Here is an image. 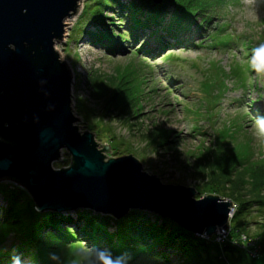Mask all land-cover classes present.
Returning a JSON list of instances; mask_svg holds the SVG:
<instances>
[{
    "label": "rangeland",
    "instance_id": "374dc122",
    "mask_svg": "<svg viewBox=\"0 0 264 264\" xmlns=\"http://www.w3.org/2000/svg\"><path fill=\"white\" fill-rule=\"evenodd\" d=\"M89 2L78 0V10L68 18L62 38L54 48L72 74L71 108L79 119L75 125L80 131L93 134L99 149L104 143L109 146L110 152H104L106 159L131 155L141 164L143 172L159 178L162 184L193 188L194 199L209 194L224 198L225 194L209 193L211 185H204L207 182L204 174L198 175L197 180L192 176V170L202 164L196 157L204 150L209 149L211 163L215 159L213 154L223 157L232 179L238 172L264 166V119H260L264 117V44H261L264 43V0L208 1L206 7L210 10L206 18L211 20L204 24L198 15L196 26L202 29L189 27L186 37L179 36L183 40L177 39L180 42L177 45L169 39L172 46L157 51L158 45L151 40L150 33L143 32L136 39L128 35V40L113 45L111 52L93 46L88 42L89 35L84 34V29L95 30L88 26L93 22L92 10L83 12ZM112 8L104 10L110 18L105 23L115 25L111 27L115 34L126 33L130 28L128 15L124 9ZM167 18L161 27L154 25L157 33L169 29ZM251 43L260 52L257 60L250 57L249 52L254 51L246 47ZM150 47L151 53L145 52ZM126 65L134 73L124 79L114 78L111 83L116 88H134L131 94L134 100L127 108L141 115L129 124L123 123V117L116 112H106L104 102L94 97L88 83L93 76L100 80L103 76L113 77L116 69ZM164 130H170L165 134L166 138L170 137V145L156 149L147 143L146 136L152 131L157 137ZM69 163V155L62 150L60 159L51 166L61 169ZM225 182L226 179L218 181L214 190L229 188ZM0 185L11 192H24L34 208L33 200L20 185L10 180L0 181ZM231 202L236 209L239 202L236 199ZM6 208V199L0 194V218ZM245 214L246 230L251 235L259 230L262 216L257 207L249 208ZM71 216L75 217L73 213ZM13 243H17V238L11 233L3 240V247L7 249ZM71 246L68 243L59 250L61 258L70 261ZM127 255L131 257L130 264H159L151 257L138 255L137 251H129ZM19 257L20 264H35L24 256ZM228 259V264H264V253L252 259L246 251H239L236 257Z\"/></svg>",
    "mask_w": 264,
    "mask_h": 264
},
{
    "label": "water",
    "instance_id": "95a60500",
    "mask_svg": "<svg viewBox=\"0 0 264 264\" xmlns=\"http://www.w3.org/2000/svg\"><path fill=\"white\" fill-rule=\"evenodd\" d=\"M78 6V0H0V181L25 189L38 213L81 209L119 220L139 211L195 236L225 229L231 200L194 199L193 188L162 184L131 155L106 159L109 146L99 149L93 134L75 125L72 74L54 44ZM62 150L69 166L53 169Z\"/></svg>",
    "mask_w": 264,
    "mask_h": 264
},
{
    "label": "trees",
    "instance_id": "16d2710c",
    "mask_svg": "<svg viewBox=\"0 0 264 264\" xmlns=\"http://www.w3.org/2000/svg\"><path fill=\"white\" fill-rule=\"evenodd\" d=\"M208 1L211 0H164L160 5H155L152 0H91L83 12L86 9L92 10L94 18L88 26L94 27L95 30L89 31L87 28L83 31L84 34L89 35L90 44L106 52H111L113 45L127 41L128 35L131 39H136V36L143 32L150 33L151 40L160 45V48L169 39H173L174 44L177 45L180 43L177 39L186 37L189 27L194 26L198 31L202 29L201 26H196L195 18L198 15H201L204 24L211 20L206 18L210 10L206 7ZM112 7L124 9L128 15L130 28L125 30L126 33L115 34L111 29L115 25L105 23V20L110 18L105 16L104 10L113 9ZM167 14H169L168 18ZM164 18L169 21V29H161V33H157L158 28L156 30L154 25L157 24L159 27ZM261 44H264L263 41ZM256 46L254 43L246 44L249 50L254 51L249 54L255 60L260 56ZM131 71V66L126 65L124 68L116 69L113 77L103 76L100 80L93 76L88 81L89 87L94 90V97L104 102L105 111L116 112L123 117L125 124H129L141 115L140 112L127 108L134 100L131 96L134 88H116L111 80L117 77L127 78L134 73ZM109 105L115 108H107ZM169 131H160L157 137L151 132L146 136L149 139L147 143L154 145L156 149L170 145L172 143L170 137H165ZM208 150H204L200 157H196L202 164L192 170V176L197 180L200 179L198 175L204 174L207 181L204 185H211L209 193H225L224 198L232 201L236 199L239 202L230 220V235L252 236L258 247V254L264 253V166L252 169L250 172H238L232 179V172L227 167V163L223 162V157L213 154L215 159L211 163ZM192 156L195 158V155ZM210 164H214V167L211 168ZM223 179H226L225 184L229 185V188L215 191L214 184ZM247 185L250 187L246 189ZM0 194L7 202V208L1 211L2 218H0V264H12L13 255L24 256L35 264H55L54 260L52 262L49 258L50 252L58 253L65 244L76 245L82 242L90 249L109 250L114 256L137 251L138 255L151 257L159 264H228L229 256L236 257V254L242 251L229 243L219 245L211 239L195 236L170 220L146 212L131 211L123 218L115 220L109 216L80 209L72 212L75 216L73 218L72 213L34 211L29 198L20 190H16L15 193L6 186L0 185ZM251 207H257L262 222L258 224L259 230L249 235L246 230L248 223L244 220L247 214L244 216L243 213ZM11 233L16 235L17 243L5 249L3 240ZM105 262L109 264L108 260Z\"/></svg>",
    "mask_w": 264,
    "mask_h": 264
},
{
    "label": "clouds",
    "instance_id": "9594fccd",
    "mask_svg": "<svg viewBox=\"0 0 264 264\" xmlns=\"http://www.w3.org/2000/svg\"><path fill=\"white\" fill-rule=\"evenodd\" d=\"M264 119V117H260ZM70 261L57 252H50L49 258L57 260L60 264H104L105 260L109 264H130L131 257L127 254L114 256L109 250L106 249H90L85 243L72 245L70 248ZM12 264H20V257L13 255L11 257Z\"/></svg>",
    "mask_w": 264,
    "mask_h": 264
},
{
    "label": "built area",
    "instance_id": "2783aa9c",
    "mask_svg": "<svg viewBox=\"0 0 264 264\" xmlns=\"http://www.w3.org/2000/svg\"><path fill=\"white\" fill-rule=\"evenodd\" d=\"M213 242L216 244H226L229 243L236 248L246 251L251 258H255L258 254V247L255 244V239L252 237H247L245 235H240L239 237L230 236V228H219L215 231L212 236Z\"/></svg>",
    "mask_w": 264,
    "mask_h": 264
},
{
    "label": "bare ground",
    "instance_id": "6f19581e",
    "mask_svg": "<svg viewBox=\"0 0 264 264\" xmlns=\"http://www.w3.org/2000/svg\"><path fill=\"white\" fill-rule=\"evenodd\" d=\"M67 21H68V18L65 19V20L63 21V24H65ZM167 43H168V42H165L164 44H162V47H164V48L169 47V46L167 45ZM54 45H55V44H54Z\"/></svg>",
    "mask_w": 264,
    "mask_h": 264
}]
</instances>
